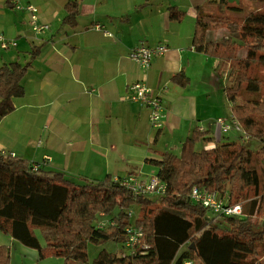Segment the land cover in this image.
I'll use <instances>...</instances> for the list:
<instances>
[{"label": "crops", "instance_id": "crops-1", "mask_svg": "<svg viewBox=\"0 0 264 264\" xmlns=\"http://www.w3.org/2000/svg\"><path fill=\"white\" fill-rule=\"evenodd\" d=\"M70 1L0 0V35L16 43L0 47V68L31 61L24 96L15 98V110L0 118V151L79 182L131 174L149 179L159 172L153 160L163 152L181 156L196 130L214 138L202 141V149L237 139L214 122L233 116L225 80L216 73L219 60L193 43L197 8L209 0H81L75 29L62 26ZM17 2L37 7L40 22L49 29L36 34ZM172 7L184 13L180 21L170 20ZM97 24L102 31L94 29ZM221 30L228 33L213 29L207 39H219ZM142 43L166 45L169 51L144 68L129 57ZM34 47L39 55L32 60ZM137 81L162 94L167 118L161 130L150 126L146 107L128 99Z\"/></svg>", "mask_w": 264, "mask_h": 264}, {"label": "trees", "instance_id": "trees-1", "mask_svg": "<svg viewBox=\"0 0 264 264\" xmlns=\"http://www.w3.org/2000/svg\"><path fill=\"white\" fill-rule=\"evenodd\" d=\"M80 1L71 0L66 5L62 26H78ZM236 1L209 0L206 6L211 12L206 6L198 7L193 43L196 50L220 59L216 73L222 78L227 66L222 56L229 53L234 61L229 74L231 86L225 85V93L233 116L249 140L260 141L264 157V131L251 116V104L240 102L236 91L242 83L255 94L261 90L260 81L248 76V70L252 64L264 65V12H250L238 21L226 12L240 10L232 6ZM183 16L176 7L169 8L170 20L180 21ZM215 28H225L229 34L207 41V32ZM245 48L248 53L243 60L234 58V51ZM38 55L39 47H34L31 59ZM30 67L31 61L1 66L0 118L15 110V98L24 96L23 80ZM199 141L210 143L214 138L196 130L184 142L181 156L163 152L159 160H153L159 168L158 177L167 185L160 196L135 195L110 177L102 181L80 178L79 182L65 172L43 168L33 172L30 164L0 153V230L37 250L38 260L55 256L63 258L65 264H88L89 243L115 248L103 247L92 264H183L184 260H194L191 253L203 264H257L264 223H254L251 218H264V158L259 173L250 166L253 152L239 140L196 150ZM193 187L230 193L233 203L251 200V208L245 212L242 204L244 217L209 216L208 209L191 200ZM236 193L240 200L234 198ZM134 206L141 213L131 222L129 214ZM115 210L108 226L98 228L99 216H110ZM131 224L143 227L146 245L133 254L124 246L125 231ZM187 244L189 249L182 251ZM10 262L9 248L0 244V264Z\"/></svg>", "mask_w": 264, "mask_h": 264}, {"label": "built area", "instance_id": "built-area-1", "mask_svg": "<svg viewBox=\"0 0 264 264\" xmlns=\"http://www.w3.org/2000/svg\"><path fill=\"white\" fill-rule=\"evenodd\" d=\"M16 8L24 10L29 14V23L36 34H41L49 29L48 24L40 22L38 8L34 5L24 6L16 3ZM95 30L102 31L103 27L99 24L94 25ZM107 36H112L109 32H105ZM16 46L14 40H8L3 35H0V47L2 49H9ZM169 51L168 46L158 45L151 47L142 43L140 46L133 49L129 57L130 59L140 63L144 68H149L154 59L164 56ZM128 99L132 102L138 103L149 110V124L155 130H161L167 118V110L164 105L162 94L156 93L145 81H137L130 85ZM215 124L220 128L223 134H228L231 131L241 134L245 140H249V135L245 132L242 124L234 116L231 118L220 117L217 118ZM1 155L7 158H16L14 152L2 151ZM51 160L50 157H47ZM30 169L33 172L39 171L41 165L38 163L30 164ZM123 187L130 190L135 195H164L167 185L160 180L158 175L152 176L149 179H143L136 174H131L125 178H117ZM191 200L208 209L210 212L220 216L227 217H242L243 206L240 203H232L230 196L223 195L219 192H210L206 188L193 187L190 194ZM132 217V211L129 214ZM108 221L98 223V228L108 226ZM126 240L124 242L125 248L130 254L135 253L138 248H145L143 242L144 230L143 227L135 224L128 225L126 228ZM183 264H195L194 260H184Z\"/></svg>", "mask_w": 264, "mask_h": 264}, {"label": "rangeland", "instance_id": "rangeland-1", "mask_svg": "<svg viewBox=\"0 0 264 264\" xmlns=\"http://www.w3.org/2000/svg\"><path fill=\"white\" fill-rule=\"evenodd\" d=\"M232 6H237V8H240V10L238 11L227 10L226 12L230 13V15L236 17L235 19L241 22L250 12L252 13L264 12V0H237L236 3H232ZM213 11L217 12V10H213ZM215 29H221V28H215ZM223 32H225V30L219 31V33L217 34L219 39H216L215 41L220 40L229 34L227 32L225 33ZM207 41H210V40H207ZM247 53L248 51L246 48L239 49V50L237 49L236 51H234V58L243 60L247 56ZM228 54L229 53H225L221 59L227 65L225 67L226 69L223 70L226 73V75L223 76L225 80V85L228 84L229 86H231L232 78L229 76V74H230L231 63L234 61L229 57ZM227 74H228V78H227ZM248 76L256 78L257 80L260 81L261 83L260 92L258 94H255L247 89L246 83H242L240 89L236 90L237 95H238L237 97H238V100H240V102H242L243 104H245L246 101H248L251 104L250 105V107L252 108L250 111L251 116L254 117V121L256 122V124L264 131V65L252 64L251 68L248 70ZM254 103L256 104V106L254 105ZM228 136L230 137V139L238 136L236 140H239L240 142H242L243 144H245L247 147L251 149L253 154H252V161H251L250 166L254 167L260 173L263 167V158H264L263 154L261 153V150H259L260 144H261L260 141L256 139L245 140L241 134H237L234 131H231L228 134ZM198 143L201 144L200 147L196 146L195 148L198 150H202V141H199ZM2 151H5V150H1L0 153ZM228 188L230 189V187ZM229 194L230 193H227L224 195L230 196ZM251 195L252 193H249V196ZM234 198L238 200L241 199L238 193H236ZM250 201L251 200H245L242 203H240V204H243L245 208V212H248V210H250L251 208ZM131 211H132L131 222H135L139 214L141 213V210L138 206H134L131 209ZM116 213H117V210H115L110 216H105V217L99 216L100 221L103 219L105 221H108ZM209 216H213V213L210 212ZM251 220L254 221V223L257 222L258 224L264 223V218H262V215L253 216ZM2 239H4V242H2L3 241ZM1 243H5L4 245H7V247L9 248L10 258H11L10 264H65V260L63 258L55 257V256L45 257L41 260H38L37 258L36 260L34 256H35V253H36V256L38 255L37 250L24 246L20 241L13 239L10 235L0 230V244ZM113 246L114 245H110V244L106 246H100V245H95L93 243H89L88 244V260H89L88 264L93 263V260L95 259V257H97L98 253L102 250L103 247L109 250H114L115 248H113ZM188 249H189V244H187L184 248H182V251H186ZM191 257L194 258L195 264H203V262L199 258H195L197 257L195 254L193 255L191 253ZM257 264H264V242L260 244V247L257 250Z\"/></svg>", "mask_w": 264, "mask_h": 264}]
</instances>
